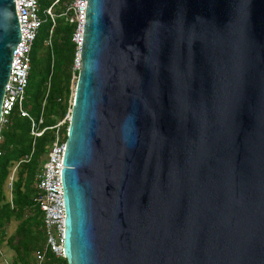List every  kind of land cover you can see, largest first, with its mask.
Instances as JSON below:
<instances>
[{"label":"water","instance_id":"obj_1","mask_svg":"<svg viewBox=\"0 0 264 264\" xmlns=\"http://www.w3.org/2000/svg\"><path fill=\"white\" fill-rule=\"evenodd\" d=\"M84 19L67 264H264V0H87ZM19 38L0 0V118Z\"/></svg>","mask_w":264,"mask_h":264},{"label":"trees","instance_id":"obj_2","mask_svg":"<svg viewBox=\"0 0 264 264\" xmlns=\"http://www.w3.org/2000/svg\"><path fill=\"white\" fill-rule=\"evenodd\" d=\"M72 2L38 0L41 14L52 7L55 22L52 25L46 17L38 29L23 107L36 121L41 118L38 128L45 129L41 135H33L29 118L20 116L16 107L0 126V251L6 247L11 252L10 264H36L35 253L45 250L43 212L35 200L39 195L36 178L54 140L53 126L62 120L60 132L66 138L77 75L72 68L76 52L72 41L75 24L70 22ZM13 169L15 178L11 177ZM13 221L15 228L8 234ZM44 264L67 261L48 252Z\"/></svg>","mask_w":264,"mask_h":264},{"label":"built area","instance_id":"obj_3","mask_svg":"<svg viewBox=\"0 0 264 264\" xmlns=\"http://www.w3.org/2000/svg\"><path fill=\"white\" fill-rule=\"evenodd\" d=\"M87 0H73L69 8L73 12L70 22L75 24L72 41L76 45L72 68L78 71L81 67L80 46L82 43L84 15ZM15 10L19 23L20 38L12 51L9 78L5 86V93L1 104L0 126L7 122V116L16 107L22 117H28L31 122L32 133L35 136L42 134L39 129L41 118L36 121L23 107L25 92L28 84V76L31 67V50L40 25L46 17L54 25L55 14L52 7L46 8L42 14L39 10L38 0H14ZM52 31V27L50 33ZM64 120L58 122L55 128L54 140L49 146L41 172L37 175L36 188L39 191L35 199L43 212V229L45 232V250L35 253L36 264H44L47 253L56 257H63L62 244L64 235V204L60 178V168L65 149V140L60 132V126ZM3 251H0V258ZM5 264H10L4 258Z\"/></svg>","mask_w":264,"mask_h":264},{"label":"rangeland","instance_id":"obj_4","mask_svg":"<svg viewBox=\"0 0 264 264\" xmlns=\"http://www.w3.org/2000/svg\"><path fill=\"white\" fill-rule=\"evenodd\" d=\"M73 86H75L74 84H73ZM15 175V171H14V169H13V172H12V174H11V177H13ZM11 177H10V179H11ZM14 178H15V176H14ZM9 186H10V183H9ZM15 222L13 221V222H11L9 225H8V227H7V233L8 234H10L13 230H14V228H15ZM3 257H1L0 258V264H5L4 263V258L5 259H9V256L11 255V252L5 247V248H3Z\"/></svg>","mask_w":264,"mask_h":264}]
</instances>
